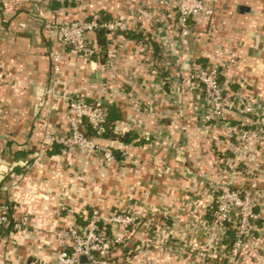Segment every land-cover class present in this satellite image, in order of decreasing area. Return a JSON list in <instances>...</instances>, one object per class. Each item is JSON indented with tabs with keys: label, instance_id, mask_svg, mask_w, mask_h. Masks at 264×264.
<instances>
[{
	"label": "crops",
	"instance_id": "crops-1",
	"mask_svg": "<svg viewBox=\"0 0 264 264\" xmlns=\"http://www.w3.org/2000/svg\"><path fill=\"white\" fill-rule=\"evenodd\" d=\"M178 1L88 0L89 15L126 18L133 28L112 37L99 32L105 46L98 33L89 35L95 58L85 60L64 48L57 30L77 19L74 2L4 0L0 205L10 206L21 227L0 229V264H54L57 233L87 225L96 212L135 215L113 260L203 264L215 209L209 183L264 192V147L242 140L244 129L257 128L258 114L264 117V0H207L214 15L193 17L188 36ZM193 63L217 69L257 114L230 113L223 125L203 129L202 103L184 91ZM71 98L107 105L109 138L98 142L118 154L113 163L46 141L48 131L69 135ZM127 136L134 139L125 143ZM256 212L255 230L234 264H264V208ZM148 220L151 228L143 224ZM156 229L159 242L142 249ZM234 238L232 232L225 242L228 251Z\"/></svg>",
	"mask_w": 264,
	"mask_h": 264
},
{
	"label": "built area",
	"instance_id": "built-area-1",
	"mask_svg": "<svg viewBox=\"0 0 264 264\" xmlns=\"http://www.w3.org/2000/svg\"><path fill=\"white\" fill-rule=\"evenodd\" d=\"M41 1V0H36ZM74 2L77 19L74 22L65 21L57 27L61 42L65 49H71L85 60H91L94 50L89 35L104 32L108 36L124 34L133 28L132 21L126 18L106 19L100 13L88 14V0H70ZM207 0H179L181 14L180 29L183 36L191 34L190 21L197 15L212 17L214 11L206 4ZM4 0H0V10L3 9ZM61 55L53 56L54 73L60 70ZM3 62L0 58V74ZM186 89L196 95L202 103L203 115L201 126L203 129L211 125L221 126L226 115L237 113L244 116H255L256 109L235 95L230 87L223 83L221 74L217 69H211L199 63H193L189 72ZM54 93V89L51 90ZM257 128H246L242 132L243 143L250 142L256 146L264 147V117L258 114ZM69 135L59 139L49 131L45 139L51 144H60L66 150H78L86 157H99L106 164L116 160L111 148L98 142L106 133L108 123L107 105L101 100L87 102L80 98H71L68 105ZM91 127L95 138H90L82 131L83 122ZM221 163L230 170L235 171L237 166L228 159H221ZM209 188L215 193V209L211 219L206 223L209 241L204 249L203 264H210L211 260L218 259L221 264L227 260L234 264L237 256L246 247L252 236L256 223L259 220L257 209L264 208V192L253 189H239L209 183ZM14 221L11 208L7 204L0 205V229L20 228ZM135 221L134 213H117L102 217L94 213L87 225L72 224L57 233L60 251L54 264H127L125 261L112 259V254L127 244V234ZM153 221V220H152ZM145 221L143 224L150 227L153 222ZM151 228V227H150ZM156 229L151 242L144 243L142 249H147L159 242V233ZM234 233V245L231 251L225 244L231 233ZM193 253L197 248L191 250Z\"/></svg>",
	"mask_w": 264,
	"mask_h": 264
},
{
	"label": "trees",
	"instance_id": "trees-1",
	"mask_svg": "<svg viewBox=\"0 0 264 264\" xmlns=\"http://www.w3.org/2000/svg\"><path fill=\"white\" fill-rule=\"evenodd\" d=\"M105 18H106V17H105ZM106 19H108V18H106ZM98 35H99V37H100V40H99L100 45L105 46L106 43H105V40H103L104 35H103V34H99V32H98ZM93 58H95V55H92L91 59L93 60ZM111 118H112V117H111ZM113 119H114V117H113ZM108 128H109V126H108V123H107V124H106V129H108ZM82 131H83L85 134H87L90 138H92V137L95 138V136H94L95 134L93 133L91 127H89V126L87 125L86 121L83 122ZM107 131H108V130H107ZM107 134H108V132L105 133L101 138H104V139L109 138V136H108ZM133 139H134V138H131L130 136H127V137L125 138V143H129V142H131ZM114 155L118 157V154H115V153H114ZM233 235H234V233H233ZM234 236H235V235H234Z\"/></svg>",
	"mask_w": 264,
	"mask_h": 264
},
{
	"label": "water",
	"instance_id": "water-1",
	"mask_svg": "<svg viewBox=\"0 0 264 264\" xmlns=\"http://www.w3.org/2000/svg\"><path fill=\"white\" fill-rule=\"evenodd\" d=\"M243 10H245V9H243ZM243 10H242V11H243ZM87 262H88L87 259H86V258H83L82 263H83V264H86Z\"/></svg>",
	"mask_w": 264,
	"mask_h": 264
}]
</instances>
